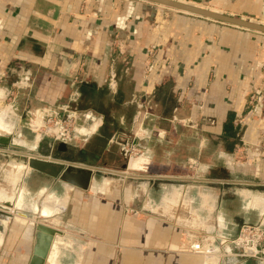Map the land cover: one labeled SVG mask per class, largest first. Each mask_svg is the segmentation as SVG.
Wrapping results in <instances>:
<instances>
[{
	"label": "crops",
	"instance_id": "0c3cea01",
	"mask_svg": "<svg viewBox=\"0 0 264 264\" xmlns=\"http://www.w3.org/2000/svg\"><path fill=\"white\" fill-rule=\"evenodd\" d=\"M0 111V170L15 154L102 169L71 156L93 145L142 160L112 152L103 170L125 177L87 191L23 168L30 217L0 211V264L29 263L37 224L62 233L58 264H253L231 242L264 227V35L139 0H0ZM48 116L83 142L47 150Z\"/></svg>",
	"mask_w": 264,
	"mask_h": 264
},
{
	"label": "water",
	"instance_id": "95a60500",
	"mask_svg": "<svg viewBox=\"0 0 264 264\" xmlns=\"http://www.w3.org/2000/svg\"><path fill=\"white\" fill-rule=\"evenodd\" d=\"M149 4H155L161 7L172 9L178 12L189 14L192 16H197L203 19L215 21L224 25L232 26L242 30L255 32L264 35V24L245 20L242 18H236L233 16L225 15L222 13L212 12L207 9L200 7H195L190 4L176 1V0H139ZM65 143L58 144V151H62L65 148ZM0 147L5 148L0 142ZM121 156L126 162L122 166L124 171H138V166L142 163L141 157L131 156L130 153L125 149H121ZM27 161L24 164L27 166L28 171L36 172L47 176L50 179L58 180L63 184L72 186L82 191H87L90 188L91 182L95 177L96 173L102 172L107 175H116L119 177H125L123 172H114L103 169L88 168L84 165H76L70 163H64L51 158H36L33 156H26ZM0 211L7 214H16L24 219H29V212L27 208H18L13 204L0 202ZM62 233L55 227L48 226L45 224H37L34 226L33 236H34V246L32 249V255L30 257L28 264H45L48 258L50 249L55 236H59Z\"/></svg>",
	"mask_w": 264,
	"mask_h": 264
},
{
	"label": "rangeland",
	"instance_id": "374dc122",
	"mask_svg": "<svg viewBox=\"0 0 264 264\" xmlns=\"http://www.w3.org/2000/svg\"><path fill=\"white\" fill-rule=\"evenodd\" d=\"M176 1H181L184 3L190 4L192 6H195V7L197 6V7L207 9L210 11L215 10L216 13H222V14L233 16L236 18H242L245 20H251V21H255V22L264 24V0H176ZM254 1H256V2H254ZM144 3H146V2H144ZM259 4H260L261 12L257 11ZM152 5H155V4H152ZM155 6L158 8H161L165 11L171 12V13H182V12H178V11L168 9L165 7H161L158 5H155ZM226 6H228V10H227ZM183 14H185V13H183ZM201 19H203V18H201ZM205 20H207V19H205ZM208 21H211V20H208ZM213 22H215V21H213ZM0 112H2V111H0ZM48 118L58 119V120H61L62 122L63 121L64 122H70L72 131H71L70 139L67 142H69L70 140L73 144H79V143L81 144L83 142L84 137H82V135H84V134L78 133V131H76V128L80 127L78 125V122L73 121L71 118H65L62 116H48L45 118L44 123L46 122V120ZM41 125H43V123ZM42 130H43L42 132L46 138L47 148H48L47 150H50L49 149L50 147H53V148L55 147L54 150L58 151V144L59 143H65V144L67 143V142L55 141L54 134L47 133V132H45L44 129H42ZM118 149H125L126 150L125 147H123V148L122 147H110L111 153H109L107 155V154H104L102 152L103 150H101V147L93 145V146H89L86 148H78V149H76L74 154L71 153V156H73L75 160L80 161L81 163H85L88 165H95V167L96 166L103 167V168L104 167H117L118 165L115 164V160L113 159V156L111 154H112V152L116 153L118 151ZM2 150H4V148L0 147V151H2ZM14 151L23 153V151L19 150V149L18 150L14 149ZM1 160L3 162V167L0 170V189H5L9 192L13 188L12 187L13 186V179L8 174H7L8 176L4 175V171L9 166L7 171H8V173L12 172L15 169V168H13L12 163H24L27 161V157L22 156L21 154H15V155H10L8 157H5ZM103 176H104L103 173L100 172V173H98V175L96 177L98 178L99 181H101L103 179ZM21 182L23 183V180ZM22 183H21V185H23ZM2 213L4 215L11 217L10 214L4 213V212H2ZM14 217H16V216H14ZM20 218L22 220H24L22 222L26 223V221H25L26 219H24L22 217H20ZM2 220L6 223L8 222L7 218H4ZM17 222L22 223L21 221H17ZM54 240L56 241V243H59L58 241H60L59 239L58 240L54 239ZM263 247H264V243H263ZM63 257H64L63 259L59 260L60 264H64L67 261V256L63 255ZM240 258L245 259V260H253V264H256L257 262L264 263V255L261 256L260 260L255 259V258H243V257H240Z\"/></svg>",
	"mask_w": 264,
	"mask_h": 264
},
{
	"label": "built area",
	"instance_id": "2783aa9c",
	"mask_svg": "<svg viewBox=\"0 0 264 264\" xmlns=\"http://www.w3.org/2000/svg\"><path fill=\"white\" fill-rule=\"evenodd\" d=\"M71 123L62 122L58 119L48 118L43 125L47 133L54 134L55 141L67 142L71 136ZM264 227L261 225H243L238 236L231 242L238 251L239 257L255 258L260 260L264 255ZM191 253L201 254L202 248L199 244H192L189 248ZM206 255L205 253H203Z\"/></svg>",
	"mask_w": 264,
	"mask_h": 264
},
{
	"label": "bare ground",
	"instance_id": "6f19581e",
	"mask_svg": "<svg viewBox=\"0 0 264 264\" xmlns=\"http://www.w3.org/2000/svg\"><path fill=\"white\" fill-rule=\"evenodd\" d=\"M6 115H7V111L6 112L5 111L0 112V140L6 139L12 133L11 124L6 123L4 121V119L6 118ZM18 144L21 145V143H18ZM12 165H13V168H15V169L12 172L9 171L10 173H8V175L11 176L13 179L14 188L9 192L5 189H0V202H6V203H11V204H13V202H14L13 191L18 186L19 177H20V174L22 173V169L27 167L24 163H12ZM16 207L19 208V205L17 206V204H16ZM16 220L21 221V222L24 221L20 217H17ZM22 223H24V222H22ZM58 242L60 243V241H58ZM59 243H56V241L53 240L52 247L50 249V252H49V255H48V258H47L45 264H58L57 260H58V256H59V247H60ZM212 260L214 261L215 258L213 257Z\"/></svg>",
	"mask_w": 264,
	"mask_h": 264
}]
</instances>
